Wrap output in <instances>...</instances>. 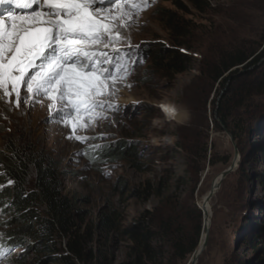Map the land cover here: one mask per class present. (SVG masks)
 <instances>
[{
    "label": "rangeland",
    "instance_id": "rangeland-1",
    "mask_svg": "<svg viewBox=\"0 0 264 264\" xmlns=\"http://www.w3.org/2000/svg\"><path fill=\"white\" fill-rule=\"evenodd\" d=\"M196 5L154 0L140 13L127 35L144 62L119 84L112 98L118 111L107 113L99 126L76 132L103 133V139H67L71 127L50 119L47 100L10 111L0 103V151L10 141L43 150L79 210L77 223L89 233L86 248L92 257L78 264L134 261L137 254L123 229L145 222L163 200L183 218L179 223L187 234L200 222L199 243L203 214L200 210L199 221L190 211L202 207L203 196L231 164L234 148L239 161L208 202V239L196 264H264V188L258 182L264 173L258 154L264 142V90L256 93L254 87L264 76V57L248 73L240 67L223 83L212 77L218 62L234 50L255 56L264 48V0H199ZM171 12L183 27L177 38L166 18ZM163 47L186 56L185 70L164 67L156 57ZM165 108H174L175 115ZM119 148L132 153L115 154ZM102 214L110 217L107 232L99 223ZM6 218L0 213V264H56L50 255L32 251V240L12 245ZM161 233L154 230L151 247L157 255L148 264H189L192 253L179 259Z\"/></svg>",
    "mask_w": 264,
    "mask_h": 264
},
{
    "label": "snow or ice",
    "instance_id": "snow-or-ice-1",
    "mask_svg": "<svg viewBox=\"0 0 264 264\" xmlns=\"http://www.w3.org/2000/svg\"><path fill=\"white\" fill-rule=\"evenodd\" d=\"M151 3L0 0V103L10 111L47 100L50 119L71 127L67 139H103L76 132L118 111L112 98L119 84L144 62L127 33Z\"/></svg>",
    "mask_w": 264,
    "mask_h": 264
},
{
    "label": "trees",
    "instance_id": "trees-1",
    "mask_svg": "<svg viewBox=\"0 0 264 264\" xmlns=\"http://www.w3.org/2000/svg\"><path fill=\"white\" fill-rule=\"evenodd\" d=\"M188 1L194 5L199 3V0ZM166 18L171 33L177 38L176 35H180L183 27L172 12ZM159 52L156 57L163 62L164 67L175 73L185 70V55L164 47ZM254 54V51L245 49L229 53L213 70V80L223 83L234 77L240 67L244 69V73H248L249 68L264 57V48L255 56ZM254 87L256 93L264 90V76ZM221 119L226 127L227 120ZM232 135L235 138L236 135ZM118 152L132 153L126 148H119L115 154ZM258 154L264 161V142ZM258 182L264 188V173ZM166 205L167 201L163 200L162 206L156 212L149 213L145 222L138 221L123 229V234L127 236L130 248L137 257L132 262L125 261L121 264H148L154 260L157 251L151 247V240L155 229L161 231V236L175 246L179 259L184 260L188 254L193 253L198 244L200 222L196 231L189 235L186 227L180 225L183 218L174 215ZM190 212L195 213L200 221V209L194 207ZM262 212L264 215V204ZM0 213L7 216L6 226L9 229L6 231V238L12 245L32 240L30 249L50 255L51 262L56 264H78L79 261L92 257L90 250L86 248L89 240L86 235L89 233L80 231L77 223L79 210L73 199L64 193L57 167L43 150L10 141L0 151ZM146 222L148 227L144 225ZM175 222L178 224L176 227ZM99 223L104 232L111 229L110 217L106 214L100 215Z\"/></svg>",
    "mask_w": 264,
    "mask_h": 264
},
{
    "label": "water",
    "instance_id": "water-1",
    "mask_svg": "<svg viewBox=\"0 0 264 264\" xmlns=\"http://www.w3.org/2000/svg\"><path fill=\"white\" fill-rule=\"evenodd\" d=\"M238 161H239L238 150L234 148V158L231 164L220 173L218 182L212 183L211 188L209 189V191L206 193L204 197V202H203L204 205L208 204L209 200L212 198V196L215 194L216 190L218 189L221 181L226 177L228 173H230L232 170L235 169V167L238 164ZM198 208L202 211V214H203V229L205 230V236H204L202 243L200 245H197V247L194 249L195 254L193 256V262H197L199 256L201 255V253L203 252L206 246L207 239H208V226L206 227L204 226V223H205L204 212L202 210V207H200L199 205H198Z\"/></svg>",
    "mask_w": 264,
    "mask_h": 264
},
{
    "label": "bare ground",
    "instance_id": "bare-ground-1",
    "mask_svg": "<svg viewBox=\"0 0 264 264\" xmlns=\"http://www.w3.org/2000/svg\"><path fill=\"white\" fill-rule=\"evenodd\" d=\"M218 179H219V176L215 179V183H217L218 182ZM204 197L205 196H203V198L201 199V200H203V202H204ZM201 207V206H200ZM202 210H203V212H204V219H205V223H204V226H205V224L207 223V219H208V217H209V205L208 204H206V205H204V203L202 204ZM204 236H205V230H204V234L202 235V237H201V239H200V242L198 243V245H200L201 243H202V241H203V239H204ZM197 247V246H196ZM194 254H195V252L193 251V253H192V260L190 261V263L189 264H196V262H193V256H194Z\"/></svg>",
    "mask_w": 264,
    "mask_h": 264
},
{
    "label": "clouds",
    "instance_id": "clouds-1",
    "mask_svg": "<svg viewBox=\"0 0 264 264\" xmlns=\"http://www.w3.org/2000/svg\"><path fill=\"white\" fill-rule=\"evenodd\" d=\"M159 107L161 108V110H163V107L161 106V104H159Z\"/></svg>",
    "mask_w": 264,
    "mask_h": 264
}]
</instances>
